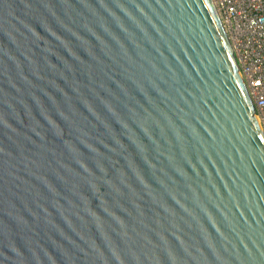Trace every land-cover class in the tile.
<instances>
[{"label":"water","instance_id":"water-1","mask_svg":"<svg viewBox=\"0 0 264 264\" xmlns=\"http://www.w3.org/2000/svg\"><path fill=\"white\" fill-rule=\"evenodd\" d=\"M0 264H264L213 0H0Z\"/></svg>","mask_w":264,"mask_h":264},{"label":"built area","instance_id":"built-area-1","mask_svg":"<svg viewBox=\"0 0 264 264\" xmlns=\"http://www.w3.org/2000/svg\"><path fill=\"white\" fill-rule=\"evenodd\" d=\"M264 133V0H213Z\"/></svg>","mask_w":264,"mask_h":264},{"label":"bare ground","instance_id":"bare-ground-1","mask_svg":"<svg viewBox=\"0 0 264 264\" xmlns=\"http://www.w3.org/2000/svg\"><path fill=\"white\" fill-rule=\"evenodd\" d=\"M219 15V14H218Z\"/></svg>","mask_w":264,"mask_h":264}]
</instances>
